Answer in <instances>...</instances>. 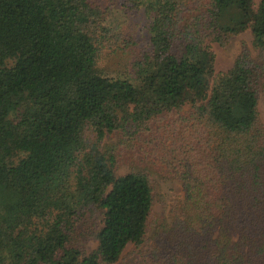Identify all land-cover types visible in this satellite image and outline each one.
I'll use <instances>...</instances> for the list:
<instances>
[{"label": "trees", "instance_id": "trees-1", "mask_svg": "<svg viewBox=\"0 0 264 264\" xmlns=\"http://www.w3.org/2000/svg\"><path fill=\"white\" fill-rule=\"evenodd\" d=\"M245 30L256 54L242 45L215 72L210 43ZM261 90L264 0H0V264H108L141 248L150 171L116 173L136 144L181 183V263L256 264Z\"/></svg>", "mask_w": 264, "mask_h": 264}, {"label": "rangeland", "instance_id": "rangeland-1", "mask_svg": "<svg viewBox=\"0 0 264 264\" xmlns=\"http://www.w3.org/2000/svg\"><path fill=\"white\" fill-rule=\"evenodd\" d=\"M129 7H131L130 10L134 12L131 14L132 20L136 21L140 19L141 21L139 23L141 25L147 17L146 13L143 14L139 8L133 5ZM115 9L118 8H113V10ZM127 23L130 27L134 26L132 22L129 23L128 21ZM140 30L144 32L143 28ZM210 45L214 50L213 69L215 72L225 70L230 66L234 55L242 45L248 47L253 55L256 54L250 46V35L247 30L233 36L224 46H219L216 42H211ZM257 109L259 117L264 124L263 90H261L258 95ZM105 142H116L115 135L107 136ZM130 166H145L150 171L153 182L152 210L154 213V220L147 234V242L141 245V248H133L132 244L128 243L125 245L119 257L114 262L108 264H180L183 256L179 257L181 253L176 252L173 248L172 236L170 237L169 230H174L177 227L175 212L179 214L184 202V192L181 183L158 161L143 154L137 147V144L135 150L131 148L125 149L116 173H123L127 171ZM86 215L88 218L84 219V221L92 220V222L98 223L101 218L99 212H96L93 216L91 214L89 216V213ZM78 243L83 246L85 252H88L95 246L96 242L90 237H85L84 239L78 240ZM258 253L259 256L256 264H264V245L258 248ZM197 257H199V255ZM197 259L200 260V258ZM245 261L246 258L239 264H244ZM213 262L214 264H225V262L221 260L217 262L213 259ZM192 264L200 263L195 260ZM201 264H211V262L207 261V263Z\"/></svg>", "mask_w": 264, "mask_h": 264}]
</instances>
